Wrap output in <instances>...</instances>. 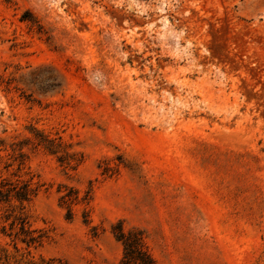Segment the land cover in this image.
Returning <instances> with one entry per match:
<instances>
[{"label": "rangeland", "instance_id": "1", "mask_svg": "<svg viewBox=\"0 0 264 264\" xmlns=\"http://www.w3.org/2000/svg\"><path fill=\"white\" fill-rule=\"evenodd\" d=\"M0 141V264H264V0H0Z\"/></svg>", "mask_w": 264, "mask_h": 264}, {"label": "trees", "instance_id": "2", "mask_svg": "<svg viewBox=\"0 0 264 264\" xmlns=\"http://www.w3.org/2000/svg\"><path fill=\"white\" fill-rule=\"evenodd\" d=\"M48 144L52 148V144L47 139L42 138L40 144ZM3 141H0V147ZM21 150V149H20ZM51 150V149H50ZM20 167L24 163L25 155L20 153L17 156ZM10 167V165L6 166ZM37 194V189L33 188L30 182L16 181L11 182L6 179L0 182V204H8L17 202L18 208H13L6 216V220L12 219L10 229H18L16 236H22V242L28 246L40 244L44 238L43 234L35 235L36 232L31 230L29 217L25 213V203H29ZM70 196V195H68ZM5 231V228H3ZM113 234L124 249L123 259L120 264H156L155 259L150 254L146 237L143 231L132 229L125 231L121 224L113 227Z\"/></svg>", "mask_w": 264, "mask_h": 264}]
</instances>
